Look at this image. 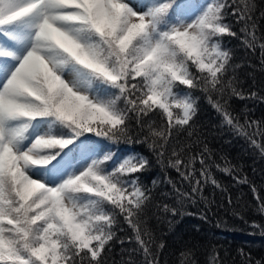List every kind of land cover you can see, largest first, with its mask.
Wrapping results in <instances>:
<instances>
[{
	"label": "snow or ice",
	"instance_id": "6c2138e0",
	"mask_svg": "<svg viewBox=\"0 0 264 264\" xmlns=\"http://www.w3.org/2000/svg\"><path fill=\"white\" fill-rule=\"evenodd\" d=\"M252 8L251 0H0V264H103L117 212L146 264H158L140 223L150 197L137 174L149 160L106 151L104 141L131 142V119L143 129L156 115L161 123L151 120L144 139L163 158L173 131L190 126L197 89L243 132L224 100L243 93L228 77L222 39L238 35L230 14L243 43L257 47ZM251 143L264 153V142ZM169 164L193 193L202 181L219 187L203 154L173 149Z\"/></svg>",
	"mask_w": 264,
	"mask_h": 264
},
{
	"label": "trees",
	"instance_id": "16d2710c",
	"mask_svg": "<svg viewBox=\"0 0 264 264\" xmlns=\"http://www.w3.org/2000/svg\"><path fill=\"white\" fill-rule=\"evenodd\" d=\"M251 2L249 25H255L257 47L253 49L243 43L244 34L240 32L243 25L236 23L230 14L226 21L233 24L238 35H225L222 39L223 46L232 55L228 77H235L243 93V98L228 94L224 100L239 124L245 126L243 132L226 124L209 102L208 94L197 89L192 93L197 110L190 126L173 131L163 158L149 146L151 141L144 139L151 120L156 121L154 126L161 123L156 115L143 118V129L135 117L131 119V142L128 139L116 144L104 141L109 144L106 151L140 153L149 160V166L137 174L150 197L140 223L151 237L150 248L158 264H210L214 253L219 254L218 264H264V213L258 210L252 191L254 186L264 197V153L251 143V139L264 142V57L258 47L264 43V0ZM250 122H260V131ZM85 135L103 139L93 133ZM173 149L180 151L185 159L203 154L219 187L202 181L200 190L193 193L192 184L169 164ZM195 167L199 177V162ZM225 168L230 171H224ZM181 193L189 196L183 197ZM173 208L175 213L171 211ZM113 232L102 257L103 264H146L132 227L119 212ZM182 253L188 255L182 256Z\"/></svg>",
	"mask_w": 264,
	"mask_h": 264
}]
</instances>
